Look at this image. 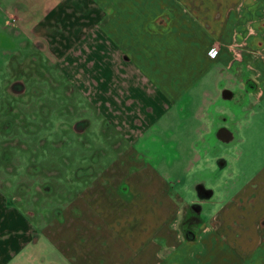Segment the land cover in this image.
<instances>
[{
	"label": "rangeland",
	"instance_id": "1",
	"mask_svg": "<svg viewBox=\"0 0 264 264\" xmlns=\"http://www.w3.org/2000/svg\"><path fill=\"white\" fill-rule=\"evenodd\" d=\"M209 1L163 0L162 47L117 37L134 67L107 0H0V264H264L232 211L264 190V0Z\"/></svg>",
	"mask_w": 264,
	"mask_h": 264
},
{
	"label": "crops",
	"instance_id": "2",
	"mask_svg": "<svg viewBox=\"0 0 264 264\" xmlns=\"http://www.w3.org/2000/svg\"><path fill=\"white\" fill-rule=\"evenodd\" d=\"M180 1L183 2L184 4H186V3L190 4V0H180ZM207 1L210 2L209 0H201V2L204 5L206 4ZM176 2H177V0H176ZM163 3H164L163 0H107V7H106V13H105V19L107 20L106 26H105V28L101 29V35L106 36L107 51L108 52H114V51L121 52L122 57H123L122 60L124 61L125 64L131 63L134 67H137L136 59L133 58L132 55H130V53L127 50V49L130 50V48H128V46H127L128 39H125V38L120 39L117 37H127L128 36L132 40V43L138 44V43H135V41L132 39V37L155 36L154 45L157 46L156 41L158 40L159 41L158 45L160 47L164 46L163 36L175 35L176 32H174L175 28L172 25L166 26L164 28L156 25L157 19L161 18V17L163 18V16H164L163 12H162ZM146 4L150 5V7H149L150 11H148V12H145V10L141 7V5H146ZM219 4H224V7L226 6L225 0L223 2H220ZM206 11L208 13H210V12H212V8L207 9ZM164 14H166V13H164ZM91 15L93 16V14H91ZM167 19L172 21L174 18L172 16L171 17L169 16ZM102 20H103V17H102ZM93 32L96 33V37L99 35L98 29H93L92 33ZM144 42H145V40H144ZM98 46H99V44L96 43V48ZM216 67L218 69L221 66L217 65ZM222 79H224V78L222 77ZM198 81L195 83L192 82L193 84L190 85L187 92L194 85H196V83H198ZM221 84H222V82H221ZM157 89H159V88H157ZM165 94L166 93L164 91L159 89L158 91L153 93V95H149V101H150V104L148 105L149 107H147V104H145L146 108L143 107V109H145V113H146L145 116L146 117L150 115V118H152L154 120H158L164 115L165 110L162 108L163 107L162 102H163V99L168 96ZM221 95H228V94L223 92V93H221ZM232 95H236V93H233ZM147 96L148 95H146V92H144V93H140V95H138V98L142 97L143 99L146 98L145 100H147L148 99ZM254 97H256V95H254ZM122 98L125 99L126 96L122 95ZM145 103H148V102L146 101ZM209 120H208V122L210 123ZM154 173L155 174L153 177L155 179H162L164 181V178L161 174H159L158 172H154ZM247 187H241V188H239V190L236 193L233 194L235 197V201H234L235 207L233 208L232 211L235 213L236 220L237 219H239V220L245 219V218H247L248 213H250L249 214L250 218L252 221L254 220V223H255V221L264 219V190L260 189V190H257L255 192H252V191L250 192V190L245 191L244 188L246 189ZM157 192L158 191H154V193H157ZM247 195L251 196V203H250L251 209H244L242 207V205H237V203H236L237 201H238V204L244 203L245 202L244 197ZM2 203H3V201H2ZM6 204H7V202H5V206H6ZM246 207L249 208V204ZM246 211H249V212H246ZM16 212L18 213L17 214L18 217L19 216H23V217L26 216L23 213H21L18 208H16ZM255 226L256 225L252 226V231H251L253 234V235H251L252 236L251 238L253 239L254 243L258 241L256 232H255Z\"/></svg>",
	"mask_w": 264,
	"mask_h": 264
},
{
	"label": "trees",
	"instance_id": "3",
	"mask_svg": "<svg viewBox=\"0 0 264 264\" xmlns=\"http://www.w3.org/2000/svg\"><path fill=\"white\" fill-rule=\"evenodd\" d=\"M192 77H194V74H193V76ZM2 121H4V120H2ZM1 123V122H0ZM11 123V122H10ZM11 125H13V123L11 124ZM13 126H10L9 124H8V122H6L4 125H3V132H1V133H3L2 135H7V134H10L11 133V129L10 128H12ZM5 143V141H0V154L2 153V157L3 158H5V156L4 155H7V153L8 154H11L12 153V151H13V149H16L15 147H13V148H11V147H8L9 145H5L4 144ZM7 148V149H6ZM11 160V159H10ZM4 162H6V161H4V159H3V162H0V169H3V168H5V167H7V166H9V164L6 166L5 164H3ZM7 163V162H6ZM14 167H16V168H18V165H14ZM14 174H16V171L14 172ZM31 177V176H30ZM8 198V197H7ZM10 201V200H9ZM14 203L15 201H13V200H11V203Z\"/></svg>",
	"mask_w": 264,
	"mask_h": 264
}]
</instances>
